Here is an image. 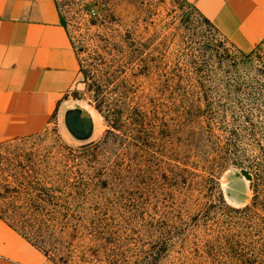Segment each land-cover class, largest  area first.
Wrapping results in <instances>:
<instances>
[{
  "label": "rangeland",
  "instance_id": "1",
  "mask_svg": "<svg viewBox=\"0 0 264 264\" xmlns=\"http://www.w3.org/2000/svg\"><path fill=\"white\" fill-rule=\"evenodd\" d=\"M56 3L77 78L44 131L0 144L44 160L64 188L58 210L81 218L59 233L64 253L264 264V40L240 53L186 0ZM88 6L106 21L87 32ZM72 113L90 115L89 133Z\"/></svg>",
  "mask_w": 264,
  "mask_h": 264
},
{
  "label": "crops",
  "instance_id": "2",
  "mask_svg": "<svg viewBox=\"0 0 264 264\" xmlns=\"http://www.w3.org/2000/svg\"><path fill=\"white\" fill-rule=\"evenodd\" d=\"M243 52L264 40V0H186ZM79 62L56 0H0V141L44 131ZM0 264H54L0 218Z\"/></svg>",
  "mask_w": 264,
  "mask_h": 264
},
{
  "label": "trees",
  "instance_id": "3",
  "mask_svg": "<svg viewBox=\"0 0 264 264\" xmlns=\"http://www.w3.org/2000/svg\"><path fill=\"white\" fill-rule=\"evenodd\" d=\"M85 10L90 16L87 21V32L91 26L106 21V17L100 18L96 8L89 9L88 6ZM86 35L88 37L89 33ZM240 53L243 52L240 51ZM253 53L254 51H251L248 56ZM83 72L85 80H87L88 74ZM8 144H0V218L42 250L54 263L73 264V253L65 254L63 251L64 244L67 245V248L73 246L72 238L70 241H63L59 238V233L68 228L70 219L78 221L81 218L71 215L68 210H58V208H65L63 205L66 201L59 204L65 190L53 182L54 175L51 173V167L46 164L43 166L42 161L44 160L41 161L31 152L19 153L8 149ZM56 176L63 177L59 172ZM99 235L109 245L112 239L106 233ZM98 246L100 247V245ZM98 250L92 255L103 253V248ZM122 250L120 245L111 248L108 256L104 257L105 263L140 264L136 259L131 261L128 251ZM164 251H167V248L158 249L156 256L160 257ZM81 258L84 257L81 256L79 259ZM82 260L86 261V259Z\"/></svg>",
  "mask_w": 264,
  "mask_h": 264
},
{
  "label": "water",
  "instance_id": "4",
  "mask_svg": "<svg viewBox=\"0 0 264 264\" xmlns=\"http://www.w3.org/2000/svg\"><path fill=\"white\" fill-rule=\"evenodd\" d=\"M67 121L73 132H76L79 135H85L91 131L92 119L88 113H83L80 116L78 113H72L69 117H67ZM242 173L248 179H251V174H249L246 170L243 169Z\"/></svg>",
  "mask_w": 264,
  "mask_h": 264
}]
</instances>
